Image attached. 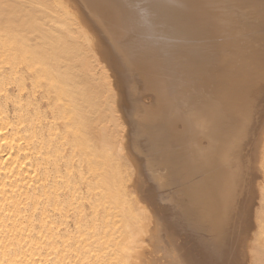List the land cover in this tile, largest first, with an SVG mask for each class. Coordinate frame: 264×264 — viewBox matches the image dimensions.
Instances as JSON below:
<instances>
[{
	"label": "bare ground",
	"instance_id": "bare-ground-1",
	"mask_svg": "<svg viewBox=\"0 0 264 264\" xmlns=\"http://www.w3.org/2000/svg\"><path fill=\"white\" fill-rule=\"evenodd\" d=\"M11 85L0 264H264V0H0Z\"/></svg>",
	"mask_w": 264,
	"mask_h": 264
},
{
	"label": "rangeland",
	"instance_id": "rangeland-1",
	"mask_svg": "<svg viewBox=\"0 0 264 264\" xmlns=\"http://www.w3.org/2000/svg\"><path fill=\"white\" fill-rule=\"evenodd\" d=\"M27 102H28V106L26 107ZM24 105H25V108H23V114L24 115H26L27 112L31 113L34 108H37L39 110V112L46 113L49 116L48 109H47V102L45 101V99L41 98L39 93H35L33 95V94L29 93L28 90H22L19 92V90L12 85L8 87L7 92L0 93V108H3V110L5 109V111H7L6 112L7 116H9L11 118L14 117L17 113L18 106H24ZM47 120L49 122L51 121L48 118L46 120H43L42 122H44V121L47 122ZM20 127H21V129H23L24 125H21ZM167 228L168 229H166V230L170 233L168 226H167ZM183 230H185V229H183ZM255 230L256 229L253 227H252V229L250 228L248 230L249 231L248 232L249 237L253 236ZM156 232H157L158 236L155 237V240H154L155 244L154 245L156 247L158 246V248H159L158 252L160 253V255L168 257L171 264H182L185 262L187 263V261L184 262V260H185L184 249L187 248L188 241L186 243V240L183 239V236L181 237L180 236L181 234L178 235L179 237H181L180 240L178 241V244L179 245L181 244V245L178 246V248H177V250L178 249L180 250V252L177 251L178 252V254H177L178 256H177L176 253L171 254L172 246L169 243L170 237L166 234L167 232L166 233L162 232L160 229H157ZM170 236H172V234H170ZM182 247L184 249H180ZM193 247L195 248V246H193ZM161 256L156 255V252H155V257H156V260H154L155 264H163L166 262L165 260H161V258H160ZM179 261H181V262H179ZM212 262L213 261L210 258H207V259L203 258V259H197L196 261H194V264H212Z\"/></svg>",
	"mask_w": 264,
	"mask_h": 264
}]
</instances>
